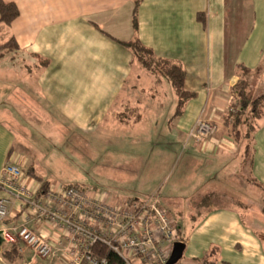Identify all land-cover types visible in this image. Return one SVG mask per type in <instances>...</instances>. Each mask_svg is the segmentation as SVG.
<instances>
[{"label":"crops","instance_id":"1","mask_svg":"<svg viewBox=\"0 0 264 264\" xmlns=\"http://www.w3.org/2000/svg\"><path fill=\"white\" fill-rule=\"evenodd\" d=\"M3 1L15 4L20 17L11 27L0 26V35H5L0 45L14 37L19 46L0 58V180L13 159L23 170V183L36 195L44 194L41 181L29 175L30 168L50 183L49 190L79 186L63 184L60 174L51 172V181L39 174L36 153L40 149L34 146L33 136L39 135L40 127L44 132L48 127V134L58 130L52 120L61 123L58 134L66 136L78 160L99 147L104 133L122 135V139L116 137L121 142L124 136H133L134 145L129 148L152 146L156 166H163L178 151L184 155L187 173L171 183L167 179L158 186L152 183L153 191L146 195L157 194L180 225L186 246L180 264H264L260 207L264 113L252 134V164L247 171L245 149L224 125L240 68L264 67V0ZM136 38L157 58L180 64L186 73L184 88L195 95L176 117L178 97L170 84L176 107L167 127L159 128L157 122L164 108L159 92L164 78L150 74L124 45ZM25 118L39 120L38 125L32 128ZM200 119L219 126L217 136L204 143L189 139ZM121 145L109 147L121 149ZM53 156L51 162H66L62 155ZM134 156L138 155L132 154L131 165L130 157H115L110 166L128 172L134 167ZM227 164L232 173H227ZM93 191L119 203L138 200L132 195L122 198L116 192ZM213 193L221 201L196 207ZM4 197L8 192L0 185V198ZM229 198L242 199L246 207L223 201ZM11 212L0 229L24 221L19 205ZM38 230L55 248L63 249L65 230L43 225ZM12 247L0 242V264H59L62 259L61 253L54 262L21 253L22 245H16L15 259H7L5 254Z\"/></svg>","mask_w":264,"mask_h":264},{"label":"built area","instance_id":"2","mask_svg":"<svg viewBox=\"0 0 264 264\" xmlns=\"http://www.w3.org/2000/svg\"><path fill=\"white\" fill-rule=\"evenodd\" d=\"M218 133L217 124L200 119L190 131L189 139L204 143ZM23 177L22 168L11 159L0 180L8 192V197L0 198V223L5 224L16 205L24 221L17 226L4 225L0 229V242L22 245L21 253H31L50 262L61 253L59 264H108L106 259L96 257L97 244L110 248L126 264L169 262L178 242L179 226L157 194L119 203L92 190L71 186L51 189L39 196L23 183ZM35 225L53 231L65 230L63 249L55 248Z\"/></svg>","mask_w":264,"mask_h":264},{"label":"rangeland","instance_id":"3","mask_svg":"<svg viewBox=\"0 0 264 264\" xmlns=\"http://www.w3.org/2000/svg\"><path fill=\"white\" fill-rule=\"evenodd\" d=\"M1 38H5V35L1 34L0 39ZM153 88H157L156 85L154 86V83ZM159 92H162L160 98L164 108L162 109L163 111L159 113L161 117L158 118L157 122L160 123L159 128H162L163 126L167 127L168 122L173 117L176 107V96L170 83L165 79L163 85L159 88ZM25 119V122L32 128L38 125L37 121L39 120L37 119ZM111 123L113 122H109V124ZM10 124H12V122H10ZM52 124L59 127L58 130L56 128L53 129V134H48V127L45 132L44 129H42L43 127H40L36 130L39 135L33 136V143H35L34 146L40 149V151L36 153L39 164L37 169L40 172L39 174L47 180H52V172L55 176L60 174L58 175V178L62 179V183L65 185H79L82 189L92 191L94 189L110 194H112L111 192H116L115 194L122 198H128L132 195L135 196L136 199L144 200L147 198L146 195L153 191L151 190V187H153L152 183H157L156 185L158 186L161 185L160 183H164L165 179L171 183L176 177L187 173L184 164V155L180 151H178V153L176 152V155L170 158L165 164H163V166H156L155 164L158 162V158L157 153L153 150L152 146H147L146 148L139 150H137L138 148L135 149V147L129 148V145H134L132 142L133 136H129L130 139L129 137L126 138L124 136V140L121 142L116 139V134L110 135L104 133L101 136V139L104 142L98 138L102 141L99 143V147L95 150H90V153H87V155L84 156V159L78 160L75 156V152H72L70 149V143L65 140L66 136L58 134L61 123L57 122V120H52ZM117 138L122 139L123 136L118 135ZM42 143H44V145ZM113 143H116L117 145L122 144L121 149L109 147ZM103 144L109 146L104 147ZM46 149H49V151H45ZM130 150L134 152L131 153ZM118 152L126 153L121 154ZM133 153L138 156H134L137 158H135L136 160L133 162V169L128 168L130 171L122 172L118 170L117 172L113 170L114 168L112 166H110L113 164L115 157L116 160L117 158L130 157V159H127V162L131 165V157ZM53 154L57 156L62 155V157L66 159V162H51L49 159L54 157ZM152 155L154 156L151 157ZM55 164L57 166H54ZM230 168L231 164H227L226 171L228 174L233 171ZM169 182L167 184H169ZM156 185L154 186L155 188Z\"/></svg>","mask_w":264,"mask_h":264},{"label":"trees","instance_id":"4","mask_svg":"<svg viewBox=\"0 0 264 264\" xmlns=\"http://www.w3.org/2000/svg\"><path fill=\"white\" fill-rule=\"evenodd\" d=\"M20 17L19 8L13 3H6L0 0V26L11 27L13 22ZM134 29L138 30L137 13L134 14ZM130 48L135 60L150 74L164 78L172 85L175 94L178 97V108L176 117L182 114V110L186 102L195 97L194 94L186 92L184 82L186 73L180 64L157 58L154 52L146 48L138 38L124 44ZM18 43L14 37L9 41L0 45V58L9 52L18 49ZM256 85V86H255ZM234 100L230 105V110L225 117V129L234 139L239 147L245 149V170L252 164V134L255 131V125L258 119L264 113V67L251 71L241 67L239 70V80L233 87ZM36 170L30 168L29 175L36 177L41 181V193L45 194L51 187L49 182L43 181L35 173ZM247 174V173H246ZM255 183V182H254ZM258 186V184L255 183ZM72 186V185H71ZM67 186V187H71ZM218 201L220 196L216 193L207 196L202 202L196 203V207L208 205L211 201ZM232 203L233 207H246L244 201L239 198H229L223 200ZM261 211L264 214V199L260 201ZM195 205V204H194ZM180 226V225H179ZM178 242H183L181 229L178 232ZM16 246L6 252L7 259H15L17 256ZM94 253L99 259H106L108 264H126L124 260L110 248L97 244L94 247ZM180 264V263H179Z\"/></svg>","mask_w":264,"mask_h":264},{"label":"water","instance_id":"5","mask_svg":"<svg viewBox=\"0 0 264 264\" xmlns=\"http://www.w3.org/2000/svg\"><path fill=\"white\" fill-rule=\"evenodd\" d=\"M185 248L186 246L184 243H175L171 258L167 264H179L184 257Z\"/></svg>","mask_w":264,"mask_h":264}]
</instances>
